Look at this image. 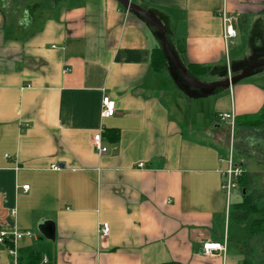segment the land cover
<instances>
[{
    "label": "crops",
    "instance_id": "0c3cea01",
    "mask_svg": "<svg viewBox=\"0 0 264 264\" xmlns=\"http://www.w3.org/2000/svg\"><path fill=\"white\" fill-rule=\"evenodd\" d=\"M131 2L181 44L184 70H206L202 83L264 60V0ZM158 47L156 30L115 0H0V231L34 234L16 251L32 248L41 264H244L248 225L230 220L221 188L229 147L218 115L250 119L257 102L258 116L264 92L237 82L206 111L216 91L190 88L169 64L155 70ZM104 96L111 118L100 116ZM44 222L53 240L38 232ZM207 242L225 252L205 256ZM0 264H15L1 243Z\"/></svg>",
    "mask_w": 264,
    "mask_h": 264
},
{
    "label": "trees",
    "instance_id": "16d2710c",
    "mask_svg": "<svg viewBox=\"0 0 264 264\" xmlns=\"http://www.w3.org/2000/svg\"><path fill=\"white\" fill-rule=\"evenodd\" d=\"M165 35L170 48L179 60V57L183 56V47L178 43L175 45L172 39ZM151 63L155 70H161L168 64L161 47L152 52ZM185 70L196 79L206 73L205 69L194 66H188ZM233 145L238 157L237 160L235 155V161L242 169L241 175L236 178L241 199L232 205L230 220L237 225H248L249 241L245 245L244 264H264V183L255 185L253 179L258 181L262 178L264 166L258 165L262 171L257 172L252 166H248L247 162H239V156H244L248 160L256 159L264 163V108L256 118L236 119ZM6 246L11 247L8 243ZM16 264H41L40 253L32 248L18 249Z\"/></svg>",
    "mask_w": 264,
    "mask_h": 264
},
{
    "label": "built area",
    "instance_id": "2783aa9c",
    "mask_svg": "<svg viewBox=\"0 0 264 264\" xmlns=\"http://www.w3.org/2000/svg\"><path fill=\"white\" fill-rule=\"evenodd\" d=\"M222 24H223V32H224V39L227 44H232V39L235 38L236 34L233 30L231 25L232 18H229L225 13L221 15ZM115 114V102L111 100L108 96H104L101 100V112L100 116L102 118H111ZM219 122L223 123L226 126V130L228 132V156H227V169L224 172V181L221 185L222 190L229 195L233 190L237 189L236 178H238L241 173L242 169L238 166L237 162L235 161V149L233 145L234 141V134L236 129V118L234 113L231 111L229 113H223L218 115ZM102 134L101 131L95 134L92 137V143L96 152L100 154H104L107 152V148L103 147L101 144ZM139 168L143 167V164L138 165ZM59 169L58 166H52V170L57 171ZM23 190H28V186H23ZM99 233L101 238H107L109 235V226L108 224H102L99 227ZM34 234L30 231L18 232L14 231L11 233L0 231V243L6 245L7 243L11 245L8 247V253L10 256L13 257L14 262L16 264V243L23 240V239H33ZM202 251L205 256L211 253H219L225 252V245L217 242H207L203 244Z\"/></svg>",
    "mask_w": 264,
    "mask_h": 264
},
{
    "label": "water",
    "instance_id": "95a60500",
    "mask_svg": "<svg viewBox=\"0 0 264 264\" xmlns=\"http://www.w3.org/2000/svg\"><path fill=\"white\" fill-rule=\"evenodd\" d=\"M126 12L133 14L137 16L138 18L142 19L146 24L152 26L156 32L157 36L159 38L160 47L163 49L168 64L171 66L175 76H177L184 84L189 86L190 88L199 90L204 95H210L214 93L217 89L223 88V89H229L233 84H235L237 81L242 79L246 74L251 71L254 68L258 67H264V60L260 62H256L254 64H251L245 70L236 76L228 77L225 80L214 82L211 84H205L202 83L195 78L191 77L186 70H184L176 55L170 48V45L166 39V35L164 33V30L162 28V25L160 22L153 17L149 12H147L142 7L135 5L131 2V0H115ZM38 232L42 235L43 238L53 240L54 238V229L53 224L51 222H44L42 225L38 227Z\"/></svg>",
    "mask_w": 264,
    "mask_h": 264
},
{
    "label": "rangeland",
    "instance_id": "374dc122",
    "mask_svg": "<svg viewBox=\"0 0 264 264\" xmlns=\"http://www.w3.org/2000/svg\"><path fill=\"white\" fill-rule=\"evenodd\" d=\"M47 1H52V0H47ZM163 27H165V26H163ZM165 29H166V31H169L168 29H167V27H165ZM170 29V28H169ZM249 52V56L251 55V53H250V51L249 50H247V53ZM248 55V54H247ZM242 65H244V64H242ZM238 69V68H237ZM238 83H247L248 85L250 84L252 87H254V88H260L263 92H264V67H258V68H254V69H252L251 71H249L247 74H246V76H244L242 79H240L239 81H237ZM236 82V83H237ZM236 83L235 84H233L232 86H231V88L232 87H234L235 85H236ZM237 83V84H238ZM226 90L227 89H223V88H220V89H217L216 90V93H215V95H212L213 97H210V98H205V100L203 101L204 102V104H205V108H206V111L208 110L209 111V108L211 107V104L213 103L212 101H214V105H215V102L216 101H218V102H222L223 101V99H222V97H220L219 96V94H221L222 92H226ZM208 96V95H207ZM219 96V97H218ZM211 98H213V99H211ZM238 103V102H237ZM263 104H264V99H263V102H262ZM256 104H257V102H255V103H253V104H251V105H247L248 107H247V111H249L250 113H247L246 115L248 116V118H250V119H253V118H256L257 116H255L256 114L254 113V111H255V108L257 107L256 106ZM262 104V105H263ZM225 129H226V126H225ZM228 132H227V130L225 131V137H226V140H228V134H227ZM223 153L225 154V156H227V149L226 148H224L223 149ZM235 155H236V152H235ZM257 156H258V154H257ZM236 158H237V160H238V157H237V155H236ZM239 159H241L242 160V162H245L244 160H245V157L244 156H241V157H239ZM248 162V166H252L257 172H259V171H262V168L260 167L261 166V164H263L262 166H264V163L263 162H260V161H257L256 159H251V161L250 160H248L247 161ZM253 163V164H249V163ZM258 165H260V166H258ZM255 167H257V168H255ZM254 180H255V185H257V184H260V183H264V175H262V178L260 179V180H258L257 181V179H255V178H253ZM249 188L247 189V191L249 192ZM241 199V195H240V193L238 192V190H234L233 192H231V200H232V202L233 203H236L237 201H239ZM232 203V204H233Z\"/></svg>",
    "mask_w": 264,
    "mask_h": 264
}]
</instances>
